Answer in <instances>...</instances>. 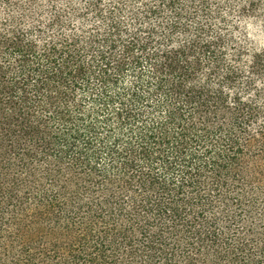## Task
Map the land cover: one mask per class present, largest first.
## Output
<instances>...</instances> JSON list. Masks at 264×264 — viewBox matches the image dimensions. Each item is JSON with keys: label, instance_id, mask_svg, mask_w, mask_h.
<instances>
[{"label": "trees", "instance_id": "16d2710c", "mask_svg": "<svg viewBox=\"0 0 264 264\" xmlns=\"http://www.w3.org/2000/svg\"><path fill=\"white\" fill-rule=\"evenodd\" d=\"M260 206L264 0H0V264H264Z\"/></svg>", "mask_w": 264, "mask_h": 264}, {"label": "rangeland", "instance_id": "374dc122", "mask_svg": "<svg viewBox=\"0 0 264 264\" xmlns=\"http://www.w3.org/2000/svg\"><path fill=\"white\" fill-rule=\"evenodd\" d=\"M259 208H262V209H258V208H252L250 211H249V214H247V213H245L244 215H243V213H242V215H241V220H240V223L242 222V220L244 219H247L246 218V216H248V215H253L255 218H259V219H262V220H264V206H260ZM252 211V212H251ZM260 211H262V212H260ZM239 222H238V224L237 225H239L240 224ZM245 228H248V227H245ZM247 230V229H246ZM245 231V230H244ZM257 242H258V239L256 238L255 240H254V247L256 248V244H257Z\"/></svg>", "mask_w": 264, "mask_h": 264}]
</instances>
